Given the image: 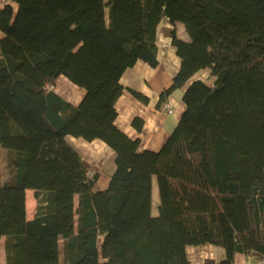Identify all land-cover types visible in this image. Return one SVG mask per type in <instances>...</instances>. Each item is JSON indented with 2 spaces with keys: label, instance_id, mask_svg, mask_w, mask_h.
Here are the masks:
<instances>
[{
  "label": "trees",
  "instance_id": "16d2710c",
  "mask_svg": "<svg viewBox=\"0 0 264 264\" xmlns=\"http://www.w3.org/2000/svg\"><path fill=\"white\" fill-rule=\"evenodd\" d=\"M161 21L181 64L158 105L183 88L185 109L155 151L117 126L116 104L125 89L150 102L121 79L138 61L159 65ZM0 31L7 264H60L61 237L63 264H191L187 248L201 245L225 250L203 264H264V0H6ZM60 77L84 90L78 104ZM68 136L114 151L105 189Z\"/></svg>",
  "mask_w": 264,
  "mask_h": 264
},
{
  "label": "crops",
  "instance_id": "0c3cea01",
  "mask_svg": "<svg viewBox=\"0 0 264 264\" xmlns=\"http://www.w3.org/2000/svg\"><path fill=\"white\" fill-rule=\"evenodd\" d=\"M6 0H0V7L5 3ZM180 29L185 32L182 24L177 23ZM176 24V25H177ZM165 26L163 29L162 27ZM173 25L167 23L166 21H161L159 25V30L164 32V34L168 35V31L172 28ZM161 32L159 33V65L155 68L149 66L146 62L138 61V63L133 67L126 70L124 75L122 76V83L126 88L131 87L136 90H139L150 97V102L144 104L136 99L127 89L124 90L122 96L119 98L116 107L118 110V118L116 120V124L119 128H121L124 132H126L129 136L133 138H141V149H150V150H159L165 143L166 139L170 135L169 123L167 119V114L176 113V121L178 122L183 111L185 109V105L183 100H178L173 97V94L167 98L164 102L158 105V101L162 91L171 85L174 75L178 72L181 64V60L177 55L176 49L174 46L170 44V42L162 41ZM0 31V38H1ZM169 36V35H168ZM183 38H188V35L184 33ZM164 45V48L162 47ZM168 46V47H166ZM163 48V50L161 49ZM170 51L174 53L176 65L173 66L172 58H170ZM61 78V77H60ZM74 88L79 90L80 97L77 100H72L69 96H66L62 92L61 94L65 95L70 101L75 104H78L84 95V90L81 88L72 85ZM59 92V91H58ZM184 92V90H183ZM182 92V96H183ZM174 93V92H173ZM181 96V97H182ZM171 110V112L169 111ZM142 117L145 121L144 128L142 132H138L132 125V121L135 117ZM68 140L75 146L76 149L82 151L86 146H106L107 151L110 149L104 142L101 140L94 141H86L81 137L68 136ZM111 150V149H110ZM112 151V150H111ZM83 152V151H82ZM103 159V157H102ZM85 160V159H84ZM105 160V159H104ZM115 153L112 151L111 155V171L108 172V176L104 179L100 173L90 171L92 174L97 173L99 175L98 182L96 184L98 187L100 186L99 181L104 179V184L100 186L99 189H105L109 183L110 176L113 174L115 170ZM106 161V160H105ZM108 161V160H107ZM106 161V162H107ZM86 162V161H85ZM27 190V215L29 206L32 209V215L29 216V219H32L35 216L37 201L34 200V197H30L28 195ZM154 192V190H153ZM158 194V189H157ZM159 200V197H158ZM101 240V239H100ZM60 257L63 260V238H60ZM188 256L191 264H203L207 260H214L215 262H220L225 257V250L216 247L213 245H201V246H189L187 248ZM191 253L193 254V259H191ZM190 254V255H189ZM210 256V257H209ZM195 257V258H194ZM105 262V260H102ZM259 260L254 258H247L244 255L237 254L235 257V264H258ZM0 264H7L6 259V250H5V239L2 238L0 241Z\"/></svg>",
  "mask_w": 264,
  "mask_h": 264
},
{
  "label": "rangeland",
  "instance_id": "374dc122",
  "mask_svg": "<svg viewBox=\"0 0 264 264\" xmlns=\"http://www.w3.org/2000/svg\"><path fill=\"white\" fill-rule=\"evenodd\" d=\"M164 27L165 26H163L162 29ZM176 28H177V32H178V34L180 36H184V33L186 35V32H183L181 30L182 28L180 29L178 24L176 25ZM160 32H161L160 40L170 42L169 36L164 34V32H162V31H160ZM162 47L164 48V45H162ZM162 47H161V49L163 50ZM166 47H168V46H166ZM173 54L174 53H172L170 51V56L169 57L172 58L171 61H173V66H175L176 65V60L174 58L175 55H173ZM198 76L199 77H203L205 79H208V72L207 71H202V72H200L198 74ZM56 90L59 91V92H62L66 96H69V98H71L72 100H77L80 97L79 90L77 88H74L72 86V84L68 81V79H66L65 77H61V78L58 79ZM183 90H184L183 88L175 90L174 93H173V97L175 99L177 98L178 100H181V98H182L181 96H182ZM166 116H167L168 123H169V128L167 130H170V132H171L175 128V126L177 125L176 113H174V114H169L168 113ZM74 148H75V146H74ZM79 149H80V147H79ZM79 149H77V150L79 151ZM82 151H79V152L82 155V157L85 159L88 168H90L94 172L100 173L101 175H103L102 177L104 179H106V177L108 176L107 173L111 171L110 170L111 169L110 165H111L112 161H110V159H111L112 151L110 149H108V151H107V147L106 146H86V148H83ZM102 157H103V159H102ZM104 159L106 161L107 160L108 161L106 162ZM1 171H2V180H3L4 183H6L8 181V179H9L8 157H7V151L6 150L2 151ZM104 179L99 181L98 184H100V186H102V184H104ZM100 186L98 187V185H97V188L95 186V189H99ZM28 195L30 197H34V200H36L35 191L34 190H29L28 191ZM157 203H158V194H157V185H156V182H155L154 183V192H153V207H154V211L157 210ZM31 211H32V209L29 206L28 213H29L30 217L32 215ZM191 259H193V254L192 253H191ZM189 261H190V259H189ZM60 264H63V260H62L61 257H60Z\"/></svg>",
  "mask_w": 264,
  "mask_h": 264
},
{
  "label": "built area",
  "instance_id": "2783aa9c",
  "mask_svg": "<svg viewBox=\"0 0 264 264\" xmlns=\"http://www.w3.org/2000/svg\"><path fill=\"white\" fill-rule=\"evenodd\" d=\"M171 112V110H169Z\"/></svg>",
  "mask_w": 264,
  "mask_h": 264
}]
</instances>
